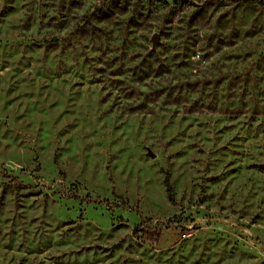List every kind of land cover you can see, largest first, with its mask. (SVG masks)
Instances as JSON below:
<instances>
[{
    "label": "rangeland",
    "instance_id": "374dc122",
    "mask_svg": "<svg viewBox=\"0 0 264 264\" xmlns=\"http://www.w3.org/2000/svg\"><path fill=\"white\" fill-rule=\"evenodd\" d=\"M0 264H264V4L0 0Z\"/></svg>",
    "mask_w": 264,
    "mask_h": 264
},
{
    "label": "trees",
    "instance_id": "16d2710c",
    "mask_svg": "<svg viewBox=\"0 0 264 264\" xmlns=\"http://www.w3.org/2000/svg\"><path fill=\"white\" fill-rule=\"evenodd\" d=\"M190 62H193V60H189ZM200 61H201V56H197L196 57V62L197 63H200ZM202 110L201 109H199V110H196V109H193V108H184L183 109V112H185V113H189V112H201ZM208 111H218V112H222V110L219 108V109H215V108H211L210 110H208ZM163 184H164V186H165V190H166V196H167V198L169 199V200H171L172 199V190H171V185H170V183H169V179H168V173L167 172H165L164 173V177H163ZM134 230H136V228H134Z\"/></svg>",
    "mask_w": 264,
    "mask_h": 264
},
{
    "label": "water",
    "instance_id": "95a60500",
    "mask_svg": "<svg viewBox=\"0 0 264 264\" xmlns=\"http://www.w3.org/2000/svg\"><path fill=\"white\" fill-rule=\"evenodd\" d=\"M151 40V50L155 48L156 44L159 42V36L156 32H153L150 37Z\"/></svg>",
    "mask_w": 264,
    "mask_h": 264
},
{
    "label": "built area",
    "instance_id": "2783aa9c",
    "mask_svg": "<svg viewBox=\"0 0 264 264\" xmlns=\"http://www.w3.org/2000/svg\"><path fill=\"white\" fill-rule=\"evenodd\" d=\"M258 1H261V2L264 4V0H258ZM186 235H187L186 232H182V233L180 234V237H185Z\"/></svg>",
    "mask_w": 264,
    "mask_h": 264
}]
</instances>
